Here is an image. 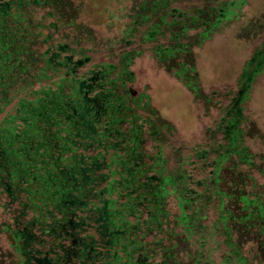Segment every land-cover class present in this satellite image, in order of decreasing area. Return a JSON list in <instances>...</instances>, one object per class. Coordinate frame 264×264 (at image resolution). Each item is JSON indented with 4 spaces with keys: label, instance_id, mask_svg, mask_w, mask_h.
Listing matches in <instances>:
<instances>
[{
    "label": "trees",
    "instance_id": "16d2710c",
    "mask_svg": "<svg viewBox=\"0 0 264 264\" xmlns=\"http://www.w3.org/2000/svg\"><path fill=\"white\" fill-rule=\"evenodd\" d=\"M179 1L147 13L143 2L141 22L157 20L96 62L69 0H0V111L21 94L0 118L4 264H264V155L245 142L244 113L264 49L226 102L204 96L216 116L173 169L155 139L168 126L143 118L127 88L139 44L201 96L190 48L234 2Z\"/></svg>",
    "mask_w": 264,
    "mask_h": 264
},
{
    "label": "rangeland",
    "instance_id": "374dc122",
    "mask_svg": "<svg viewBox=\"0 0 264 264\" xmlns=\"http://www.w3.org/2000/svg\"><path fill=\"white\" fill-rule=\"evenodd\" d=\"M153 1L69 0L72 12L75 9L74 23L81 26L77 36L85 39L81 40L80 44L96 62H100L106 60L109 42L120 47L117 41L130 26L133 29L134 42L138 43L142 33L157 20V16L152 14L146 23H142L138 16L140 13L136 14L141 11L143 2L147 13ZM223 1L234 2L233 15L224 20L220 28L213 31L200 45L195 44L190 48L198 78V91L201 94L199 98L195 97L192 89L185 86L172 71L159 64L153 51L150 48L145 49L144 45L138 44L139 49H144L143 53L130 67L133 79L127 88L134 104L142 108L138 111L143 118L152 115L154 122L168 126L161 131L162 135L159 134L155 139H159L157 145L161 147L166 167L169 169L178 166V149L184 154L187 148L202 142L205 128L212 125L217 105L207 106L204 96H210L213 102L216 99L226 102L225 94L235 92L241 76L256 70V62H248L257 51L264 49V0ZM190 4L200 5V1L191 0ZM171 5L179 8L186 6L179 0H175ZM134 19H139L141 23L136 21L133 24ZM63 30L69 34L65 40L70 41L73 32ZM196 32L186 31L187 35ZM169 34L168 30L165 31L162 39L167 40ZM18 84L16 83L14 88H17ZM215 92L218 94L214 95ZM247 93L244 113L248 134L245 142L251 149L264 155V64L258 72L252 74ZM20 95H13L9 105L0 111V118L12 109ZM185 250L190 248L186 247ZM6 252V238L0 233V264L7 262ZM184 257L183 254L182 259Z\"/></svg>",
    "mask_w": 264,
    "mask_h": 264
}]
</instances>
